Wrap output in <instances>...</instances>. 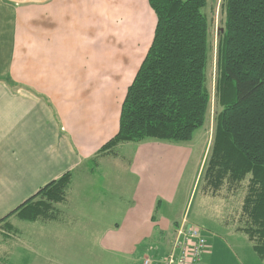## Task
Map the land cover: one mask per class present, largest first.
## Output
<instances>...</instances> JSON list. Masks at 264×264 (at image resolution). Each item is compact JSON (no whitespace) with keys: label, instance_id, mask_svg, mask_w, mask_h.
Instances as JSON below:
<instances>
[{"label":"crops","instance_id":"0c3cea01","mask_svg":"<svg viewBox=\"0 0 264 264\" xmlns=\"http://www.w3.org/2000/svg\"><path fill=\"white\" fill-rule=\"evenodd\" d=\"M155 22L147 0H0V226L19 231L16 257L30 251L43 264L42 236L79 226L99 235L101 250L142 262L159 246L156 232L174 229L191 147L146 140L100 150L118 131ZM66 171L52 218L28 227L11 213Z\"/></svg>","mask_w":264,"mask_h":264},{"label":"trees","instance_id":"16d2710c","mask_svg":"<svg viewBox=\"0 0 264 264\" xmlns=\"http://www.w3.org/2000/svg\"><path fill=\"white\" fill-rule=\"evenodd\" d=\"M147 2L156 17L153 36L122 101L118 131L101 151L121 142H189L206 119L212 48L207 0ZM221 8L214 87L220 109L202 188L216 194L224 185L236 190L246 181L238 229L264 259V0H221ZM70 180L71 172H64L11 213L26 221L52 218Z\"/></svg>","mask_w":264,"mask_h":264},{"label":"rangeland","instance_id":"374dc122","mask_svg":"<svg viewBox=\"0 0 264 264\" xmlns=\"http://www.w3.org/2000/svg\"><path fill=\"white\" fill-rule=\"evenodd\" d=\"M204 12L209 21V41L212 46L206 71L210 102L204 125L195 130L191 141L184 142L191 147L192 154L171 211L174 217V229L171 232L157 231L159 238L154 245H159L158 249L149 252L148 255L154 261L157 260L162 252L161 247L170 245L176 228L181 223L187 222L198 225L207 238V251L203 254L201 264H264V259L253 250L247 236L238 229L243 226L239 216L246 181H243L242 187L236 190L228 189L224 185L216 194L211 193L208 187L204 189L205 191L202 188L204 180L201 175L212 145L215 117L220 109L215 101L214 87L218 33L224 19L221 0H207ZM118 151L120 154H126L123 148ZM118 173L122 175L120 171ZM25 224L28 227L32 226L28 221ZM98 236V234L84 233L83 228L79 226L66 227L60 232H54L50 237L42 236L43 245L50 246L42 251L43 260L39 259V261L46 264L49 257H54L57 260L65 259L66 264H142L138 257L132 262L120 253L101 250L100 246L96 245ZM20 240L19 231L17 233L0 226V260L6 258V264H38V258H30V251L29 254L24 253V258L16 257V254L24 251L16 245ZM16 251L17 253L14 254Z\"/></svg>","mask_w":264,"mask_h":264},{"label":"built area","instance_id":"2783aa9c","mask_svg":"<svg viewBox=\"0 0 264 264\" xmlns=\"http://www.w3.org/2000/svg\"><path fill=\"white\" fill-rule=\"evenodd\" d=\"M174 233L170 247L157 260L147 255L143 257L142 264H201V257L208 246L201 228L183 222Z\"/></svg>","mask_w":264,"mask_h":264}]
</instances>
